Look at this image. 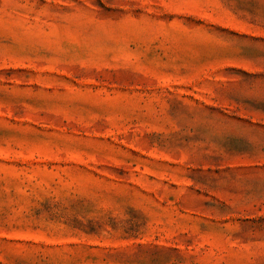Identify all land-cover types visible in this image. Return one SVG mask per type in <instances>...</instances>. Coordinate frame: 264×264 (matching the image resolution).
Masks as SVG:
<instances>
[{
	"label": "rangeland",
	"instance_id": "obj_1",
	"mask_svg": "<svg viewBox=\"0 0 264 264\" xmlns=\"http://www.w3.org/2000/svg\"><path fill=\"white\" fill-rule=\"evenodd\" d=\"M0 264H264V0H0Z\"/></svg>",
	"mask_w": 264,
	"mask_h": 264
}]
</instances>
